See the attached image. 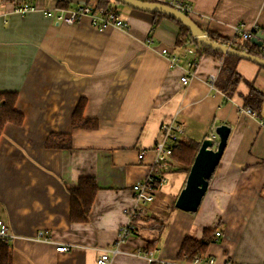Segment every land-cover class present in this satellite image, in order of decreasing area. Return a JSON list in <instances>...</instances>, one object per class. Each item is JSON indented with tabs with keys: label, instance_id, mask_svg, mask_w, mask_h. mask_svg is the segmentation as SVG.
Returning <instances> with one entry per match:
<instances>
[{
	"label": "crops",
	"instance_id": "0c3cea01",
	"mask_svg": "<svg viewBox=\"0 0 264 264\" xmlns=\"http://www.w3.org/2000/svg\"><path fill=\"white\" fill-rule=\"evenodd\" d=\"M96 1L31 0L35 10L24 15L10 12L12 2H0V93H15L22 114L19 124L6 123L0 132V219L20 236L0 244L11 264H97V248L114 244L123 210L134 206L132 185L146 175L160 126L169 122L183 124L178 141L198 147L216 136V126L228 125L222 156L194 212L174 206L188 172L174 170L181 165L168 158L164 183L139 206L121 244L125 253L110 264H146L133 252L148 249L176 260L183 239L200 240L205 229L219 232L205 253L215 264H264V103L260 117L243 106L246 82L264 93V68L239 58L242 80L226 98L216 86L220 57L211 53L200 55L194 74L181 83L196 55L175 47L180 28L165 14L109 0L128 28L98 30L87 17L67 25L42 12ZM186 1L206 33L230 39L242 24L264 34V0ZM162 48L178 57L177 66H169ZM212 73L213 88L206 82ZM80 100L82 118L93 123L72 127ZM51 134H67L70 146H48ZM82 177L92 178L96 191L86 220H72L69 192ZM38 231L71 246L56 252L51 243L24 238Z\"/></svg>",
	"mask_w": 264,
	"mask_h": 264
},
{
	"label": "built area",
	"instance_id": "2783aa9c",
	"mask_svg": "<svg viewBox=\"0 0 264 264\" xmlns=\"http://www.w3.org/2000/svg\"><path fill=\"white\" fill-rule=\"evenodd\" d=\"M141 1H152L167 5L181 13H184L188 17L195 15L191 4L186 0H141ZM12 2L11 11L13 13L24 15L30 11L35 10V6L27 2ZM1 12V11H0ZM43 14L48 17H53L56 21L62 22L67 25L74 24L77 20L82 17H87L90 20L91 25L98 29L103 30L108 27L127 29V23L120 18L117 11L109 8H97L94 5L89 4H78L71 8L65 7H53L42 10ZM2 14V13H0ZM197 15V14H196ZM200 16V15H199ZM259 34H263L257 26L251 29H244L242 24H238L233 27L232 38L228 39V46H230L233 39H239L245 41L248 39H256L259 42V48L264 53V37H260ZM151 43V40L148 41ZM191 50H188L190 52ZM159 53L165 56L169 62L170 67H175L178 65L179 59L167 48H162ZM223 57H220L219 64H221ZM195 59L188 63L189 68L181 76L180 81L182 84H186L189 77L194 74L193 67L195 66ZM216 75L209 74L207 76L206 82L211 88L214 87ZM252 115H256L245 109ZM260 124L263 121L260 119ZM183 132V124L181 122H169L163 123L160 126L161 139L156 141L153 146L154 157L153 161L148 166V171L146 175L137 180L132 185V195L134 200V206L131 208H126L123 210L125 219L118 226L117 237L115 242L110 247H98L97 251L99 255L96 259L97 264H110L112 259L118 255L125 253L121 249V244L128 239L130 233L134 228V223L139 213V206L141 204L150 202L153 199L154 192L159 189L165 181L164 175L161 173L163 163L168 160L170 154L172 153L174 147L178 142V136ZM213 140H216V136L212 134L210 136ZM138 158H142V154L138 155ZM219 232L216 233L218 235ZM20 238L19 235L8 230L7 224L0 219V244H6L7 242ZM25 239H31L34 241L51 243L54 246L56 252H65L69 249L71 244L55 242L51 240L43 231H38L34 236L24 237ZM133 255L140 257L145 260L146 264H215L212 257L194 258L189 261L186 258L176 259V260H164L154 257V250L148 249L143 252H133ZM231 264H248V263H231Z\"/></svg>",
	"mask_w": 264,
	"mask_h": 264
},
{
	"label": "trees",
	"instance_id": "16d2710c",
	"mask_svg": "<svg viewBox=\"0 0 264 264\" xmlns=\"http://www.w3.org/2000/svg\"><path fill=\"white\" fill-rule=\"evenodd\" d=\"M3 1H18L30 3L31 0H0V2ZM108 2L109 0H97L94 6L97 8L113 9V7L108 6ZM176 23L180 28L175 40L176 48H180L183 50H187L189 48L192 49V51L196 55V60L204 52L211 53L217 57L222 56V53L220 51L205 46L201 44L197 39L193 38L184 25H182L178 21H176ZM207 37L213 42H217L222 45H228L227 38L219 37L212 32L208 31ZM230 47L247 54L264 58V53L260 50L259 45L255 42H252V39L241 41L235 38L231 42ZM239 58L240 57L231 54L224 55L220 66V74L217 78L216 86L226 95V98L232 96L235 93L237 84L242 80L240 74L235 69L236 62ZM246 84L248 85L249 92L243 98V106L245 109L254 112L258 117H260V111L264 103V93L255 89L251 82H246ZM15 101V93H0V132L4 124H19L22 121V114L15 109ZM82 106L83 101L80 100L71 116L72 127H84L86 124L89 125V123L92 121L82 118ZM94 125L95 124H92L90 126L95 127ZM65 138H67V140ZM69 143L70 139L67 137V134H51L47 140V145L52 147H69ZM197 148L198 143L192 140L178 141L169 156V158H172L175 162L181 165V167L175 168L174 170L178 169L188 172ZM169 166V169H172L171 165ZM161 173H165V169H162ZM210 179L211 177L209 178V181ZM95 191L96 185L92 178L82 177L79 179L76 188L72 189L69 192L70 218L72 220H86ZM216 233L217 232H215L214 230L205 229L200 240H194L192 238L185 237L180 246L178 259L186 258L187 260L191 261L194 258L205 257V253L209 244L212 242L214 237L217 236ZM148 247H150V245H148ZM11 263V254L9 250H7L5 246H0V264Z\"/></svg>",
	"mask_w": 264,
	"mask_h": 264
},
{
	"label": "water",
	"instance_id": "95a60500",
	"mask_svg": "<svg viewBox=\"0 0 264 264\" xmlns=\"http://www.w3.org/2000/svg\"><path fill=\"white\" fill-rule=\"evenodd\" d=\"M114 1L124 3L135 9L165 14L184 25L192 37L197 39L201 44L218 50L224 55L231 54L240 58L248 59L264 68V58L247 54L245 52L235 50L228 45H222L211 41L208 39L207 33L197 26L190 17L167 5L141 0ZM259 36L264 37V34H259ZM252 42L259 44L256 39H252ZM214 132L217 136L216 140H213L210 137L204 138L195 153L193 161L189 167L184 186L175 198L174 206L178 209L189 212L196 211L208 188L209 178L214 172L226 146L227 138L230 133V127L226 124H221L215 127Z\"/></svg>",
	"mask_w": 264,
	"mask_h": 264
},
{
	"label": "rangeland",
	"instance_id": "374dc122",
	"mask_svg": "<svg viewBox=\"0 0 264 264\" xmlns=\"http://www.w3.org/2000/svg\"><path fill=\"white\" fill-rule=\"evenodd\" d=\"M114 4H116V6H121L122 4H120V3H114ZM192 7V6H191ZM193 9V8H192ZM194 11V10H193ZM227 55V54H226ZM220 57H224V54H222V56H220ZM223 60V59H222ZM195 62H196V58H195ZM222 63V62H221ZM221 65V64H220ZM163 175L165 174V173H162ZM178 259V258H177Z\"/></svg>",
	"mask_w": 264,
	"mask_h": 264
}]
</instances>
